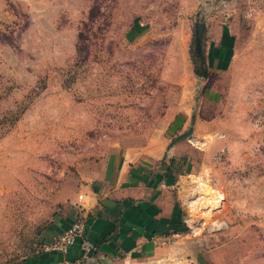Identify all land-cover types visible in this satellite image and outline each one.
<instances>
[{
  "label": "rangeland",
  "instance_id": "rangeland-1",
  "mask_svg": "<svg viewBox=\"0 0 264 264\" xmlns=\"http://www.w3.org/2000/svg\"><path fill=\"white\" fill-rule=\"evenodd\" d=\"M140 162L212 264H264V0H0V264Z\"/></svg>",
  "mask_w": 264,
  "mask_h": 264
},
{
  "label": "crops",
  "instance_id": "crops-1",
  "mask_svg": "<svg viewBox=\"0 0 264 264\" xmlns=\"http://www.w3.org/2000/svg\"><path fill=\"white\" fill-rule=\"evenodd\" d=\"M161 167L124 163L111 182L88 187L62 231L82 220L89 253L78 239L66 254L42 251L20 264H212L198 249L204 240L189 234L176 178Z\"/></svg>",
  "mask_w": 264,
  "mask_h": 264
},
{
  "label": "built area",
  "instance_id": "built-area-1",
  "mask_svg": "<svg viewBox=\"0 0 264 264\" xmlns=\"http://www.w3.org/2000/svg\"><path fill=\"white\" fill-rule=\"evenodd\" d=\"M85 223L82 220H78L67 231L62 233L53 243L46 246L44 251H58L66 254L71 247L76 244L78 239H81V249L85 253H89L92 250V245L85 238Z\"/></svg>",
  "mask_w": 264,
  "mask_h": 264
},
{
  "label": "bare ground",
  "instance_id": "bare-ground-1",
  "mask_svg": "<svg viewBox=\"0 0 264 264\" xmlns=\"http://www.w3.org/2000/svg\"><path fill=\"white\" fill-rule=\"evenodd\" d=\"M204 192H205L204 194L209 195V196L212 195L213 197H215V195H216V192H215V191H212V190L210 191V190L207 189V190L204 191ZM211 193H212V194H211ZM204 194H203V195H204ZM206 197H208V196H206ZM206 197H205V198H206ZM208 198H209V197H208ZM212 206H213V205H212ZM207 209H208V208H207ZM210 212H211V210H210ZM207 213H208V212H207ZM209 215H210V213H209Z\"/></svg>",
  "mask_w": 264,
  "mask_h": 264
},
{
  "label": "trees",
  "instance_id": "trees-1",
  "mask_svg": "<svg viewBox=\"0 0 264 264\" xmlns=\"http://www.w3.org/2000/svg\"><path fill=\"white\" fill-rule=\"evenodd\" d=\"M82 37H83V35H81V40H82Z\"/></svg>",
  "mask_w": 264,
  "mask_h": 264
},
{
  "label": "water",
  "instance_id": "water-1",
  "mask_svg": "<svg viewBox=\"0 0 264 264\" xmlns=\"http://www.w3.org/2000/svg\"><path fill=\"white\" fill-rule=\"evenodd\" d=\"M199 45H200V42H199Z\"/></svg>",
  "mask_w": 264,
  "mask_h": 264
}]
</instances>
